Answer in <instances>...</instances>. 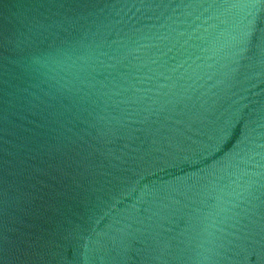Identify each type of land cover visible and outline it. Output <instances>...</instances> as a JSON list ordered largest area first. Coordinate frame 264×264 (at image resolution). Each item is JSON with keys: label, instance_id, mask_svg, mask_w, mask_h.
<instances>
[{"label": "water", "instance_id": "95a60500", "mask_svg": "<svg viewBox=\"0 0 264 264\" xmlns=\"http://www.w3.org/2000/svg\"><path fill=\"white\" fill-rule=\"evenodd\" d=\"M0 264H264V0H0Z\"/></svg>", "mask_w": 264, "mask_h": 264}]
</instances>
